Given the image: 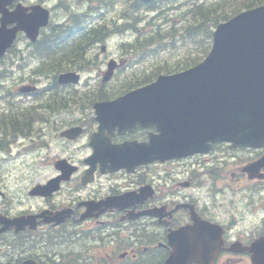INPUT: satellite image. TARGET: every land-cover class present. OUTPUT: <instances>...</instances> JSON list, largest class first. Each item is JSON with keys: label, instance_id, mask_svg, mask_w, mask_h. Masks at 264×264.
Here are the masks:
<instances>
[{"label": "flooded vegetation", "instance_id": "obj_1", "mask_svg": "<svg viewBox=\"0 0 264 264\" xmlns=\"http://www.w3.org/2000/svg\"><path fill=\"white\" fill-rule=\"evenodd\" d=\"M49 2L0 0V18L18 5L29 13L40 4L51 15ZM56 25L53 19L51 27ZM33 44L17 32L0 64L11 53H35ZM89 58L96 59V69L103 63L97 54ZM127 64L116 70L125 75L119 84L137 81ZM35 76L49 78L30 71L12 93L23 101L7 99L0 106V152L9 154L14 146L37 154L0 159V264H162L169 232L190 222L193 210L223 229L225 246L214 264H251L248 251L228 247L240 242L232 249L243 248L264 236V144L214 143L207 154L113 169L108 149L146 140L145 130L119 132V119L98 118L93 104L114 98L100 93L106 85H94L98 92L89 93V83L78 89L51 76L41 87ZM23 84L37 86V93L19 94ZM213 199L217 210L210 206Z\"/></svg>", "mask_w": 264, "mask_h": 264}, {"label": "water", "instance_id": "obj_2", "mask_svg": "<svg viewBox=\"0 0 264 264\" xmlns=\"http://www.w3.org/2000/svg\"><path fill=\"white\" fill-rule=\"evenodd\" d=\"M9 20L8 16L2 18L0 55L14 38L15 29L9 35L2 29ZM47 20L48 11L36 6L32 14L19 18L18 27L35 39L39 26ZM113 68L114 62L110 61L104 80ZM77 80L74 72L58 76L59 83ZM31 89L24 86L21 91ZM94 107L103 118L125 116L127 111H149L148 115L158 117L171 112L168 119L177 118L179 126L177 136L170 137L171 144L162 149L169 157L205 150L208 142L253 146L264 143V5L217 25L211 49L199 64L176 75L159 76L151 84ZM174 240L173 254L165 264H210L206 255L220 245L197 219L192 226L177 231ZM260 254H254V264H264Z\"/></svg>", "mask_w": 264, "mask_h": 264}, {"label": "rangeland", "instance_id": "obj_3", "mask_svg": "<svg viewBox=\"0 0 264 264\" xmlns=\"http://www.w3.org/2000/svg\"><path fill=\"white\" fill-rule=\"evenodd\" d=\"M68 3L70 4L68 8L77 11L79 14L84 12L85 14L91 15L92 19L94 22H100L104 21V19H113L116 24H120L122 20H129L131 21L134 18L136 21L132 23L134 27L138 26L141 28H146L148 29L147 21L150 17L155 12H146L143 10H138L137 8H132L130 9L127 7L128 2H121L120 0L114 2L112 7H104V4L101 2V0H67ZM195 2H202L203 0H173L171 4L175 5L174 7L176 9L168 10L170 11L171 14L174 12H180L188 9L190 5ZM49 6L52 7L53 12H52V18L57 21V23H62L67 20V12L64 7L59 4L58 0H52V2L48 3ZM125 9L127 11L126 14H124V18H121V13ZM123 15V14H122ZM129 16V18L127 17ZM96 20V21H95ZM111 25H113L111 23ZM110 26L112 30H110L108 36L105 38L103 41L105 44V51L101 52L100 51V44H95L93 48L90 49V52L93 51L97 55H99V60L100 61H107L108 57H117L121 55L120 52V47L123 46L124 42L131 41L133 38L136 37V33L133 29H123L119 28L117 30L113 29V26ZM25 43H20L19 46L23 47ZM177 46L185 45L177 42ZM191 48H193L192 42L189 44ZM184 49H174V50H165L161 53L163 57H167L169 61H172L176 57L182 55V52ZM9 61L6 60L4 64H0V89L2 87L5 88V92H8L11 90V93H13V89L16 87V85L21 82L24 79H28V76L31 71V67L35 65V63L38 61L37 58L33 57L32 54L29 53H16V54H11L8 56ZM155 57L153 55H148L147 58L141 60V61H136L134 60L132 67L138 68L142 65L148 64L151 60H154ZM105 62L100 65V68H94L90 69L89 71L85 72L83 75V79L81 83L78 85V89H83V84L89 83V86H94L96 85L98 81V75L101 72V69L105 68ZM4 68V69H3ZM49 78L46 79V77H39L35 76L33 77V80L37 81L38 85L41 87H46L51 83ZM114 83V82H113ZM110 84V83H109ZM116 85V84H115ZM114 85V86H115ZM117 88V87H116ZM116 88H113V91L116 90ZM110 89V88H109ZM3 94V91L0 90V95ZM13 99L15 101L17 100H22L19 97H15L14 94H12ZM3 103H0V106ZM37 154L32 152L31 150H26L23 147L17 148L12 146V151L11 153H3L0 152V159L3 157H8V158H16V159H23V160H28L30 158L36 157ZM4 176H8L11 174V172L4 171ZM9 173V174H8ZM20 173V172H19ZM227 194V191L225 192ZM222 196V194H221ZM220 204H215L214 208L215 210Z\"/></svg>", "mask_w": 264, "mask_h": 264}, {"label": "trees", "instance_id": "obj_4", "mask_svg": "<svg viewBox=\"0 0 264 264\" xmlns=\"http://www.w3.org/2000/svg\"><path fill=\"white\" fill-rule=\"evenodd\" d=\"M250 1H245V4L253 5L264 0ZM238 4L236 0H214L209 4H202L194 12L193 22L188 26L197 28L194 25H199L202 31L206 30L208 26L215 25L218 21L228 17L229 13L236 11L239 8ZM106 34L101 28L83 30L79 16L72 15L69 26L59 24L55 34L48 33L42 36L39 55L43 58L42 63L45 65H42L41 70L56 74L82 66L84 48L92 45L96 40L102 39ZM159 36L156 31L150 36L143 35L144 38L137 40V45H156V42H147V38L150 37L154 40Z\"/></svg>", "mask_w": 264, "mask_h": 264}, {"label": "bare ground", "instance_id": "obj_5", "mask_svg": "<svg viewBox=\"0 0 264 264\" xmlns=\"http://www.w3.org/2000/svg\"><path fill=\"white\" fill-rule=\"evenodd\" d=\"M155 46H156V45H150V46H146V47H148L150 50H154V49H155ZM144 47H145V46H144ZM134 53H135V52H134ZM51 76H54V75H51ZM170 113H171V112L168 113V116H170Z\"/></svg>", "mask_w": 264, "mask_h": 264}]
</instances>
